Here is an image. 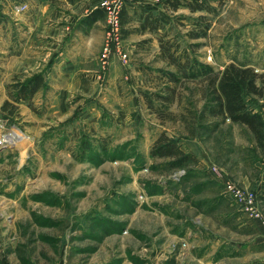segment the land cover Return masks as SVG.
<instances>
[{
  "label": "rangeland",
  "instance_id": "rangeland-1",
  "mask_svg": "<svg viewBox=\"0 0 264 264\" xmlns=\"http://www.w3.org/2000/svg\"><path fill=\"white\" fill-rule=\"evenodd\" d=\"M208 3L211 13L163 8L157 16L180 50L215 72L236 63L264 74V0ZM198 16L209 27L193 40L186 33ZM103 21L95 95L61 98L63 81L50 69L34 110H0V264H264V150L244 126L208 116L202 79L170 83L158 72L174 69L158 58L155 35L120 33L126 62L112 49L102 68ZM3 27L13 29L12 20ZM11 36L0 33L1 49ZM15 47L9 54L20 53ZM6 63L0 53V106L16 75ZM165 86L172 116L162 120L143 94H167ZM162 132L193 159L171 168L151 158ZM224 182L256 195L260 220L225 196Z\"/></svg>",
  "mask_w": 264,
  "mask_h": 264
},
{
  "label": "trees",
  "instance_id": "trees-1",
  "mask_svg": "<svg viewBox=\"0 0 264 264\" xmlns=\"http://www.w3.org/2000/svg\"><path fill=\"white\" fill-rule=\"evenodd\" d=\"M161 6L164 10H170L173 13L180 9H186L191 14L213 11L208 0H162ZM118 17L122 39L135 31L157 37L158 58L174 69V72L158 70L168 82L178 83L182 79L191 81L202 79L206 82L210 95L205 108L208 116L220 117L232 124L244 126L253 136L257 147L264 150V74H259L251 67L236 63H229L221 71L215 72L211 66L197 62L186 50H180L176 36L171 37L170 31L166 30L159 17L153 15L152 12L137 9L129 11L122 6ZM104 19L103 11L96 8L81 18L79 25L90 28ZM190 25L192 27L186 33L188 38L197 40L206 36L209 25L205 21V16H198L190 22ZM13 78L15 80L6 88L8 99L0 106V110L10 117L17 115V105L21 103L34 110L35 95L47 87L42 72L17 74ZM164 90L168 93L154 92L143 94V96L148 110L162 120H167L172 114L164 112L163 109L171 103L173 89L165 86ZM246 97L250 99L247 101ZM254 98L262 102L261 111L250 105ZM155 102L160 103L161 106H157ZM149 156L171 160V168L181 167L193 159L183 152L177 141L168 137L164 132L153 141ZM261 187L264 193V178Z\"/></svg>",
  "mask_w": 264,
  "mask_h": 264
},
{
  "label": "crops",
  "instance_id": "crops-1",
  "mask_svg": "<svg viewBox=\"0 0 264 264\" xmlns=\"http://www.w3.org/2000/svg\"><path fill=\"white\" fill-rule=\"evenodd\" d=\"M4 1L5 4L0 0V33L12 35L9 40L12 42L0 48V53L7 59L6 69L16 75L48 73L51 69L63 81L64 86H57L61 98L69 93L82 98L95 95L100 77L97 57L103 42L104 21H98L90 28L79 25V21L109 0ZM140 1L137 10L156 16L159 9L163 11L162 0ZM123 3L127 10L133 9L128 6L132 3L126 0ZM19 6H25L27 10L19 11ZM10 19L14 27L11 30L3 27L4 21ZM14 45L20 53L11 55Z\"/></svg>",
  "mask_w": 264,
  "mask_h": 264
},
{
  "label": "built area",
  "instance_id": "built-area-1",
  "mask_svg": "<svg viewBox=\"0 0 264 264\" xmlns=\"http://www.w3.org/2000/svg\"><path fill=\"white\" fill-rule=\"evenodd\" d=\"M24 9L25 6L18 7L19 11H23ZM100 9L104 12L108 24L106 41L101 54L102 68H105L112 49L117 52L123 62H126L127 58L126 54L121 51L120 24L118 17L121 9L120 1H104L100 4ZM10 141L11 139H4L1 143H9ZM223 191L225 196L250 218L261 219L259 200L253 192L244 190L232 182H224Z\"/></svg>",
  "mask_w": 264,
  "mask_h": 264
}]
</instances>
